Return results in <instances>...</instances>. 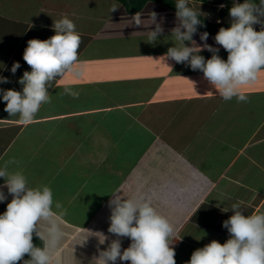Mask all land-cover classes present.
<instances>
[{"label": "crops", "instance_id": "crops-1", "mask_svg": "<svg viewBox=\"0 0 264 264\" xmlns=\"http://www.w3.org/2000/svg\"><path fill=\"white\" fill-rule=\"evenodd\" d=\"M210 1L199 0L198 13ZM152 12L164 29L155 43L146 33L155 30ZM139 13L144 26L116 0H0V76L10 81L0 84L4 90L22 91L18 81L31 71L23 60L27 42L54 36L55 21L72 20L82 39L74 69L82 75L68 74L49 89L51 103L35 123H16L19 116L10 117L0 98V120L11 119L0 122V168L15 159L9 172L22 171L31 188L50 187L54 205H62H53L63 213L65 235L52 264H101L100 254L117 239L108 232L115 198L148 201L170 221L180 239L173 242L176 264L230 238L222 224L234 203L245 215L264 213V72L241 87L247 103L226 102L202 72L160 59L179 46L171 36L176 12L150 1ZM216 14L202 16L228 22ZM202 32L193 37L197 45ZM215 35L207 44L226 61ZM14 62L21 67L13 75ZM65 86L79 97L63 95ZM119 239L122 251L130 246L129 238Z\"/></svg>", "mask_w": 264, "mask_h": 264}, {"label": "clouds", "instance_id": "clouds-1", "mask_svg": "<svg viewBox=\"0 0 264 264\" xmlns=\"http://www.w3.org/2000/svg\"><path fill=\"white\" fill-rule=\"evenodd\" d=\"M228 1L215 3L224 19L228 16L221 12L230 8L232 18L231 26L221 27L214 37L215 43L228 53L226 61L219 56L220 48L207 44V31L199 33L200 45L193 39L198 27H205L199 18L205 14L189 7L188 0H176L175 5L177 24L171 36L179 46L168 48L160 59H170L192 71L202 72L224 101L235 97L237 102L247 103L248 96L240 91L241 87L254 84L264 72V0H260L259 5L253 0ZM149 19L150 25L155 24V30L146 33L149 41L155 43L164 29L156 23L157 13L152 12ZM132 22L137 26L145 24L141 13H136ZM254 25H261V30H254ZM53 30L55 35L47 40L27 42L23 60L31 71H25L18 81L22 91L0 88V98L6 103L4 111L10 117L18 115L19 120L15 122L23 126L35 123L41 106L51 103L50 88L60 86L68 74L82 75L74 71L79 64L78 50L82 43L76 25L65 17L53 23ZM186 41L191 46H186ZM205 50L212 53L210 59L205 60L200 55ZM20 67L19 62H14L11 73L14 75ZM9 82L8 78L0 76V84ZM62 94L73 99L79 97V92L68 86L63 88ZM9 164L19 162L12 159L0 168V178L5 181L0 185V203L9 195L12 197L6 211L0 214V264H20L21 261L23 264H52L53 252L65 235L60 227L63 213L54 210V207L61 209L62 205L59 202L54 205L50 187H29L22 171H8ZM112 205L108 232L117 239L100 254L101 264H116L117 260L122 264H176L173 242L180 239L170 221L150 202L115 198L110 201ZM232 212L234 214L222 224L230 238L223 245L213 240L195 250L187 264H264V213L245 215L240 203L232 205ZM34 234L46 241L43 248L34 245ZM122 237L131 240L130 246L123 251L119 239ZM26 255L30 259L25 260Z\"/></svg>", "mask_w": 264, "mask_h": 264}, {"label": "trees", "instance_id": "trees-1", "mask_svg": "<svg viewBox=\"0 0 264 264\" xmlns=\"http://www.w3.org/2000/svg\"><path fill=\"white\" fill-rule=\"evenodd\" d=\"M116 1H119L126 8L127 12L131 15L139 13L144 8V6L150 1L158 3V4L163 5L165 7H168V8H170L176 12V8H175L176 3L173 2L171 4L169 2L171 0H116ZM203 1L207 2L208 0H203ZM224 1H226V0H216L215 2L221 3ZM199 18L201 19V21L205 25V27H198V29H200L202 31H207L208 33H211V34H217L221 27L229 28L231 26V23H215V22H212V21L206 19L204 16H200ZM7 204H3L0 207H7ZM33 243L37 247H40V248L44 247V241L40 240L38 237H36L35 234L33 235ZM24 259L28 260V259H30V257H28L26 255L24 257Z\"/></svg>", "mask_w": 264, "mask_h": 264}, {"label": "rangeland", "instance_id": "rangeland-1", "mask_svg": "<svg viewBox=\"0 0 264 264\" xmlns=\"http://www.w3.org/2000/svg\"><path fill=\"white\" fill-rule=\"evenodd\" d=\"M61 1H65V2H69L70 0H61ZM71 1H73V0H71ZM75 1H77V0H75ZM199 0H188V4H189V7H192L194 10H199L200 8H197L196 6H197V2H198ZM209 1V0H208ZM216 0H211L210 1V3L208 2V4H204L203 2H201V3H203L205 6H204V8H203V10H201L200 12L201 13H203V14H209V16L210 17H216L217 16V14L216 13H218L219 11H218V9H217V7H219V6H216L217 4H215L216 2H215ZM171 4L174 2V3H176V0H171V1H169ZM253 2L254 3H256L257 5H259V3H260V0H253ZM196 5V6H195ZM195 7H196V9H195ZM230 9V8H229ZM229 9L228 10H226V11H223V12H221V14L223 15L224 13L225 14H227V16H228V22L227 23H231V22H229L230 20H229V18H230V16H229ZM210 11V12H209ZM218 11V12H217ZM198 12V11H197ZM202 16V15H201ZM254 27V30H256V31H260L261 30V25H254L253 26Z\"/></svg>", "mask_w": 264, "mask_h": 264}]
</instances>
